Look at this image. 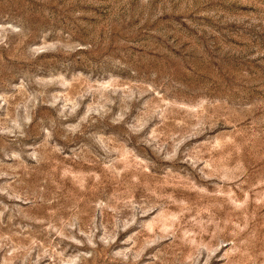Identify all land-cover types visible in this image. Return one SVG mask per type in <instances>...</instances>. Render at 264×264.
<instances>
[{
  "label": "rangeland",
  "instance_id": "374dc122",
  "mask_svg": "<svg viewBox=\"0 0 264 264\" xmlns=\"http://www.w3.org/2000/svg\"><path fill=\"white\" fill-rule=\"evenodd\" d=\"M0 264H264V0H0Z\"/></svg>",
  "mask_w": 264,
  "mask_h": 264
}]
</instances>
